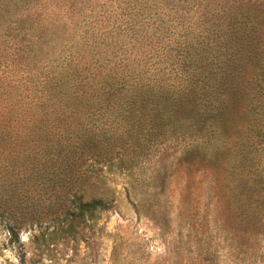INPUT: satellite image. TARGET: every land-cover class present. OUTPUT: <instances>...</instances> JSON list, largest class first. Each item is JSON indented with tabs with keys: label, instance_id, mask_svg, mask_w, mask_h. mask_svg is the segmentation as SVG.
<instances>
[{
	"label": "rangeland",
	"instance_id": "obj_1",
	"mask_svg": "<svg viewBox=\"0 0 264 264\" xmlns=\"http://www.w3.org/2000/svg\"><path fill=\"white\" fill-rule=\"evenodd\" d=\"M148 1L50 0L54 15L61 6L69 15L49 22L42 34L19 32L16 44L21 47L0 37V43L10 45L0 48V54L21 60L35 53L40 59L35 67L42 63L50 70L55 58L64 59L60 51L76 44L70 28L80 25L78 15L84 12L107 33L80 35L84 43L94 45L91 50L90 41L81 46L84 54L92 52L100 63L102 45L127 58L140 51L137 58L145 60L140 69H151L144 63H153L167 83L179 75L176 65L183 45L198 43L217 23L225 26L235 20L237 62L224 65L219 87L229 86V92L237 90V100L254 102V116L229 134L230 143H235L219 156V165L199 160L198 152L181 159L176 154L175 159L151 147L130 161L137 163L128 171L119 169L118 156L112 154L108 164L99 163L103 183L96 186L91 179L79 188L85 198L97 191L112 202L94 218L85 215L83 222L75 213H66L72 194L63 200L60 180L49 182L41 167L0 161V264H264V0H254V11L246 19H254L259 27L254 29L241 12L249 0H185L179 23L161 25L154 21L159 12L150 8L135 20ZM230 8H235L236 17ZM4 20L0 11V26ZM13 35L18 37L17 32ZM256 35L261 53L257 58L252 38ZM216 45L212 39L213 50ZM242 71L247 82L254 77L246 89L235 85ZM147 101L154 104L155 98Z\"/></svg>",
	"mask_w": 264,
	"mask_h": 264
},
{
	"label": "trees",
	"instance_id": "obj_2",
	"mask_svg": "<svg viewBox=\"0 0 264 264\" xmlns=\"http://www.w3.org/2000/svg\"><path fill=\"white\" fill-rule=\"evenodd\" d=\"M249 1L241 6L246 9L241 10L245 20L249 11H254V0ZM154 2L143 3L145 9L138 17L134 14L135 20L149 8L150 12H159L154 21L160 25L177 24L183 18L185 0ZM235 8L230 9L235 12ZM61 9L54 15L50 0H0V11L5 16L0 37L21 47L16 44L21 39L19 32L42 34L49 22L68 14L66 8ZM16 11L23 16L20 18ZM78 16L80 25L73 24L70 28L75 31L76 44H70V49L63 48L60 52L64 59L55 58L50 70L42 63L35 67L40 60L35 53L21 60L0 54V161L41 167L49 182L57 184L60 180L63 200L68 192L72 194V207L66 213H75L79 222H83L85 215L94 218L112 202V197L97 191H90L86 198L79 191L81 182L93 179L96 186L103 183L99 163L108 164L112 154L118 156L119 169L129 167L128 171L137 163L130 161L151 147L163 155L171 153L175 159L176 154L181 159L198 152L199 160L219 165V156L228 144L235 143H230L229 134L246 126L255 107L251 100L242 102L240 97L237 100L236 89L229 92V86L219 87L223 85L224 65L237 62L238 46L232 39L235 20L225 26L217 23L198 43L183 45L176 65L179 75L166 83L153 63L143 62L151 69H140V61H145L137 58L140 51L130 53L127 58L102 45L105 54L100 63H96L98 58L92 52L84 54L81 46L86 47L90 40L84 43L80 35L107 33L94 26V20L84 12ZM231 16L236 17V12ZM246 21L251 28L257 27L254 19ZM16 32L18 37L13 35ZM252 38L257 58L261 56L257 52L259 38L257 35ZM212 39L217 44L214 50L210 46ZM6 46L10 45L0 43L1 51ZM88 46L91 50L93 42ZM119 69L122 71L116 74ZM240 74L241 81L235 84L240 89L254 84V77L247 82L244 71ZM152 97L154 104L147 101ZM123 156L129 162H123Z\"/></svg>",
	"mask_w": 264,
	"mask_h": 264
}]
</instances>
